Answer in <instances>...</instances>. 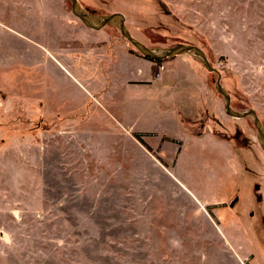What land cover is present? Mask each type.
Returning a JSON list of instances; mask_svg holds the SVG:
<instances>
[{
	"label": "rangeland",
	"instance_id": "rangeland-1",
	"mask_svg": "<svg viewBox=\"0 0 264 264\" xmlns=\"http://www.w3.org/2000/svg\"><path fill=\"white\" fill-rule=\"evenodd\" d=\"M78 2L197 44L264 128V0ZM150 68L68 0H0V264H264L252 119L196 59Z\"/></svg>",
	"mask_w": 264,
	"mask_h": 264
},
{
	"label": "water",
	"instance_id": "water-1",
	"mask_svg": "<svg viewBox=\"0 0 264 264\" xmlns=\"http://www.w3.org/2000/svg\"><path fill=\"white\" fill-rule=\"evenodd\" d=\"M71 4V12L73 16L78 19L86 28L92 30H99L107 25H111L116 28L121 36L129 42L135 50L144 58L152 61H163L165 59H171L174 57L187 55L196 59L207 72L217 74L215 81V89L223 98V106L225 114L234 119L251 118L254 128L256 130L257 143L264 154V128L256 114L255 110H245L237 112L231 108L230 96L220 83V74L213 68L207 60L205 53L198 47L187 44H180L174 47L161 48V47H149L137 41L132 37L126 24L125 18L120 14L113 15H93L88 13L78 0H68Z\"/></svg>",
	"mask_w": 264,
	"mask_h": 264
},
{
	"label": "trees",
	"instance_id": "trees-1",
	"mask_svg": "<svg viewBox=\"0 0 264 264\" xmlns=\"http://www.w3.org/2000/svg\"><path fill=\"white\" fill-rule=\"evenodd\" d=\"M70 3V2H69ZM70 6H71V4H70ZM83 8V7H82ZM85 9V8H84ZM86 10V9H85ZM88 13H90V14H93V15H95L94 13H92V12H90V11H88V10H86ZM107 26H111V25H107ZM111 27H113V26H111ZM114 28V27H113ZM118 33H119V31L116 29V28H114ZM120 34V33H119ZM120 36H121V34H120ZM121 38L124 40V41H126L122 36H121ZM127 42V41H126ZM129 45H130V47L134 50V52H136L138 55H140L136 50H135V48L129 43V42H127ZM187 45H191V44H187ZM195 46H197V44H194ZM193 45V46H194ZM150 47H153V46H150ZM141 56V55H140ZM142 57V56H141ZM142 58H144V57H142ZM174 58H176V57H174ZM174 58H171V59H165V60H163V61H152V60H149V59H147V58H144V59H146V60H148L150 63H151V68H150V71H151V75L154 77L156 74H157V72H158V69H159V67L162 65V64H164V63H168V62H170V61H172ZM205 69V68H204ZM230 103H231V99H230ZM251 110V109H250ZM260 120V119H259ZM261 122V121H260ZM262 124V123H261ZM263 126V125H262ZM234 141V140H233ZM235 142V141H234ZM233 142V143H234ZM237 150V149H236ZM264 155V154H263Z\"/></svg>",
	"mask_w": 264,
	"mask_h": 264
},
{
	"label": "crops",
	"instance_id": "crops-1",
	"mask_svg": "<svg viewBox=\"0 0 264 264\" xmlns=\"http://www.w3.org/2000/svg\"><path fill=\"white\" fill-rule=\"evenodd\" d=\"M75 50H72V52H74ZM172 64H174V62H171Z\"/></svg>",
	"mask_w": 264,
	"mask_h": 264
},
{
	"label": "built area",
	"instance_id": "built-area-1",
	"mask_svg": "<svg viewBox=\"0 0 264 264\" xmlns=\"http://www.w3.org/2000/svg\"><path fill=\"white\" fill-rule=\"evenodd\" d=\"M163 69V68H162ZM158 76V75H157ZM159 77V76H158ZM159 80V79H158Z\"/></svg>",
	"mask_w": 264,
	"mask_h": 264
}]
</instances>
